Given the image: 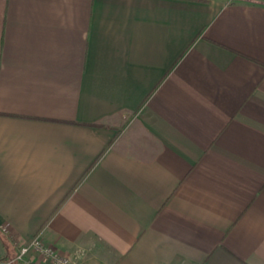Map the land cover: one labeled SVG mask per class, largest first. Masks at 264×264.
I'll return each instance as SVG.
<instances>
[{
    "label": "crops",
    "instance_id": "1",
    "mask_svg": "<svg viewBox=\"0 0 264 264\" xmlns=\"http://www.w3.org/2000/svg\"><path fill=\"white\" fill-rule=\"evenodd\" d=\"M39 231L264 264V0H0V264Z\"/></svg>",
    "mask_w": 264,
    "mask_h": 264
},
{
    "label": "built area",
    "instance_id": "2",
    "mask_svg": "<svg viewBox=\"0 0 264 264\" xmlns=\"http://www.w3.org/2000/svg\"><path fill=\"white\" fill-rule=\"evenodd\" d=\"M32 254L42 256L46 262L33 259ZM81 254L63 252L43 240L42 232L39 231L28 243L21 246L15 258L5 261L4 264L22 262V264H79Z\"/></svg>",
    "mask_w": 264,
    "mask_h": 264
},
{
    "label": "trees",
    "instance_id": "3",
    "mask_svg": "<svg viewBox=\"0 0 264 264\" xmlns=\"http://www.w3.org/2000/svg\"><path fill=\"white\" fill-rule=\"evenodd\" d=\"M88 125H93V126H101V124H98V123H88ZM16 256V255H15ZM15 256L14 257H12V258H15Z\"/></svg>",
    "mask_w": 264,
    "mask_h": 264
}]
</instances>
